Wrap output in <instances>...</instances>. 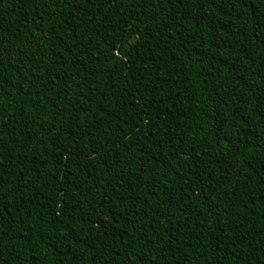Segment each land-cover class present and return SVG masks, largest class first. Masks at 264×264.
Instances as JSON below:
<instances>
[{
  "label": "trees",
  "instance_id": "16d2710c",
  "mask_svg": "<svg viewBox=\"0 0 264 264\" xmlns=\"http://www.w3.org/2000/svg\"><path fill=\"white\" fill-rule=\"evenodd\" d=\"M0 264H264V0H0Z\"/></svg>",
  "mask_w": 264,
  "mask_h": 264
}]
</instances>
